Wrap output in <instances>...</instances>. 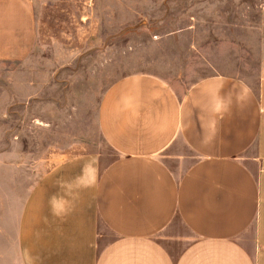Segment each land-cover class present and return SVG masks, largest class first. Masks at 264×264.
I'll list each match as a JSON object with an SVG mask.
<instances>
[{"label":"crops","instance_id":"1","mask_svg":"<svg viewBox=\"0 0 264 264\" xmlns=\"http://www.w3.org/2000/svg\"><path fill=\"white\" fill-rule=\"evenodd\" d=\"M257 85L214 72L188 88L153 74L104 95L115 156L62 160L35 182L19 264H264V29ZM32 0H0V62L29 57Z\"/></svg>","mask_w":264,"mask_h":264},{"label":"rangeland","instance_id":"2","mask_svg":"<svg viewBox=\"0 0 264 264\" xmlns=\"http://www.w3.org/2000/svg\"><path fill=\"white\" fill-rule=\"evenodd\" d=\"M32 1L33 51L0 62V264H19V217L46 170L115 156L98 125L113 84L153 74L186 89L216 65L256 86L263 45L264 0Z\"/></svg>","mask_w":264,"mask_h":264}]
</instances>
